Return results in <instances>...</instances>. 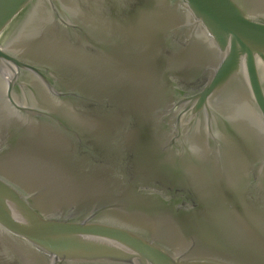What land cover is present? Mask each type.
Returning <instances> with one entry per match:
<instances>
[{"label": "water", "instance_id": "obj_1", "mask_svg": "<svg viewBox=\"0 0 264 264\" xmlns=\"http://www.w3.org/2000/svg\"><path fill=\"white\" fill-rule=\"evenodd\" d=\"M0 264H264V0H0Z\"/></svg>", "mask_w": 264, "mask_h": 264}, {"label": "flooded vegetation", "instance_id": "obj_2", "mask_svg": "<svg viewBox=\"0 0 264 264\" xmlns=\"http://www.w3.org/2000/svg\"><path fill=\"white\" fill-rule=\"evenodd\" d=\"M128 8H124L123 10H121L122 14H121V18H125V16L127 15V13H125L127 11ZM101 32L103 33V31L101 30Z\"/></svg>", "mask_w": 264, "mask_h": 264}]
</instances>
